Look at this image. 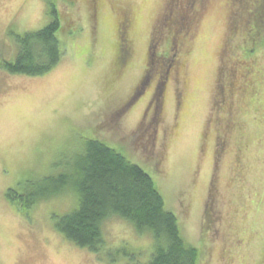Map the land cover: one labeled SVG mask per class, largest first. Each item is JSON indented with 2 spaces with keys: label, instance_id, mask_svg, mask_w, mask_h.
<instances>
[{
  "label": "rangeland",
  "instance_id": "374dc122",
  "mask_svg": "<svg viewBox=\"0 0 264 264\" xmlns=\"http://www.w3.org/2000/svg\"><path fill=\"white\" fill-rule=\"evenodd\" d=\"M169 1L53 0L67 50L52 71L29 76L2 63L17 56L19 35L56 15L49 0H0V264H129L123 249L151 258L152 233L119 217L104 221L99 253L65 238L53 216L76 207L71 188L28 211L7 198L20 182L68 170L90 137L129 148L201 264H264V46L253 22L246 30L255 0L198 1L161 87L150 61L159 38L156 67L171 60L159 29ZM226 65L236 71L223 92Z\"/></svg>",
  "mask_w": 264,
  "mask_h": 264
},
{
  "label": "trees",
  "instance_id": "16d2710c",
  "mask_svg": "<svg viewBox=\"0 0 264 264\" xmlns=\"http://www.w3.org/2000/svg\"><path fill=\"white\" fill-rule=\"evenodd\" d=\"M52 1L49 0L52 12L56 15L55 19L39 30L17 37L19 52L15 59L2 63L6 70L39 76L52 71L61 61L67 49L59 35L62 24L57 4ZM68 1L75 4L74 0ZM194 1L170 0L162 19L160 34L162 32V37L167 40V53L170 51L171 56L168 60H171L159 68L156 67L157 48L162 39L159 35L160 40L157 39L153 43L150 61V67L162 73L161 87L173 66L176 51L180 50L182 41L178 39L179 34L183 35L191 11L197 10L200 0ZM258 2L260 0L254 1L255 12L251 14L249 11L246 30L247 37H250L247 23L253 22L257 35L261 37L260 43L264 46V0L259 7ZM122 50L121 47V52ZM121 52L122 62L127 57V51ZM149 79L150 76H147L144 84ZM132 159L138 162L129 148L109 143L100 137L85 138L81 150L73 157L68 170L58 175L31 179L26 181L23 188L20 187L23 184L20 182L18 188L8 190L7 198L20 209L28 211L39 201L71 188L77 195L76 207L63 215L53 216L56 229L68 240L99 253L107 246L104 221L119 217L130 222L138 232H151L154 238V250L146 262L139 261V252L123 249V254L130 260L129 264H201V248L185 239L177 214L166 207L160 184H157L139 162L136 163ZM211 190L209 187L210 198L204 209L202 236L205 238L206 231H211L215 220L213 211L216 202Z\"/></svg>",
  "mask_w": 264,
  "mask_h": 264
},
{
  "label": "flooded vegetation",
  "instance_id": "af4514ba",
  "mask_svg": "<svg viewBox=\"0 0 264 264\" xmlns=\"http://www.w3.org/2000/svg\"><path fill=\"white\" fill-rule=\"evenodd\" d=\"M95 2L97 1L98 3V0H94ZM121 38H122V35L120 34ZM122 44V43H121ZM121 48V47H120ZM235 69L232 68V67H228L227 65L224 67V71H223V74H222V79H221V88L223 89V92L225 91L226 87H227V81H230L234 78L235 76ZM225 81V83H223ZM230 84V83H228ZM221 89V90H222ZM158 94V91L156 90L154 95L157 96ZM222 99V98H221ZM158 115V107L156 109L153 108L152 110V117L154 118H157ZM152 119V118H151Z\"/></svg>",
  "mask_w": 264,
  "mask_h": 264
}]
</instances>
